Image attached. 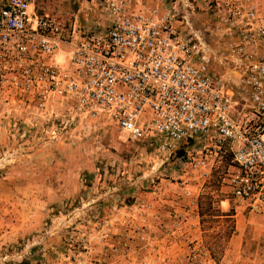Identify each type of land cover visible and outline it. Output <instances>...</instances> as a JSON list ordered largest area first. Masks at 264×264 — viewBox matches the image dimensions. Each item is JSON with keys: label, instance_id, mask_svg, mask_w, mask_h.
<instances>
[{"label": "rangeland", "instance_id": "374dc122", "mask_svg": "<svg viewBox=\"0 0 264 264\" xmlns=\"http://www.w3.org/2000/svg\"><path fill=\"white\" fill-rule=\"evenodd\" d=\"M30 1L67 29L101 13L97 0ZM134 1L175 10L174 27L196 33L214 71L226 73L213 0ZM10 96L0 91V264H264V206L231 195L230 153L209 177L184 176L155 138L133 140L70 106L42 111Z\"/></svg>", "mask_w": 264, "mask_h": 264}, {"label": "built area", "instance_id": "2783aa9c", "mask_svg": "<svg viewBox=\"0 0 264 264\" xmlns=\"http://www.w3.org/2000/svg\"><path fill=\"white\" fill-rule=\"evenodd\" d=\"M97 2L93 23L75 17L67 29L30 0H0V91L155 138L184 176L209 177L228 152L231 195L264 206V0H213L225 74L196 33L174 27L175 10Z\"/></svg>", "mask_w": 264, "mask_h": 264}, {"label": "trees", "instance_id": "16d2710c", "mask_svg": "<svg viewBox=\"0 0 264 264\" xmlns=\"http://www.w3.org/2000/svg\"><path fill=\"white\" fill-rule=\"evenodd\" d=\"M214 182H215V184L218 185V183H217V179H215ZM211 187H213V189H217L216 187L213 186V183H212V186H211ZM212 193H213V190H212V192H207V193H206V196H205L206 199H207V201L209 202V204H210V202H211V199H212L213 196H214ZM208 207H210V206H208Z\"/></svg>", "mask_w": 264, "mask_h": 264}, {"label": "water", "instance_id": "95a60500", "mask_svg": "<svg viewBox=\"0 0 264 264\" xmlns=\"http://www.w3.org/2000/svg\"><path fill=\"white\" fill-rule=\"evenodd\" d=\"M178 153L181 155L183 154V150H179Z\"/></svg>", "mask_w": 264, "mask_h": 264}]
</instances>
